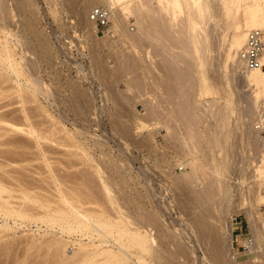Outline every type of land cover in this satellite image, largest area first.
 Instances as JSON below:
<instances>
[{
    "label": "rangeland",
    "instance_id": "rangeland-1",
    "mask_svg": "<svg viewBox=\"0 0 264 264\" xmlns=\"http://www.w3.org/2000/svg\"><path fill=\"white\" fill-rule=\"evenodd\" d=\"M210 1H211L210 9L206 14L207 17H204V18L202 17L203 20L202 18L198 19V21L201 19L200 20L201 22L199 21L200 23H198V29H199L198 37H200L198 40H201V41L202 39L203 41L205 40L204 43L203 42H201V44L198 43L199 48H201L199 52L203 51L202 52L203 54L202 53H199V54L201 55L202 59L205 58L206 64H205L204 69H205L207 78L209 80L208 82H210V85H207V87H205V89L207 88V91H205L204 92L205 94H202V95L199 94V91H200L199 89L201 87L200 86L201 79L199 78V72H198L199 63L197 62L196 59L192 58L191 52H193L192 54H194V49H192V47L189 46L190 44L189 40L187 36L183 34V32L180 31L181 25L179 24L178 25L176 24V26L174 27V30L172 31L173 34L171 33L170 35L171 37H169L170 39L167 40L164 38V35H162V33L160 34L159 32H156L158 34L155 33L150 36L148 34H145L146 29H147L146 27H147L149 20L147 19L144 20L141 18L140 20L141 21L143 20V21L139 24L136 21L137 20L136 17L138 15L135 16V14L130 15L125 23L118 26L117 30L113 28L114 22L112 19H110V23L106 28H99L96 26L94 22H92L90 25L85 22H81L82 21L81 19L83 18V20H85V17L89 14V11L91 10V8L94 5H96L94 3L92 4L91 3L92 1L90 2L89 0H3L2 1L3 7L5 9H9V12H10V17L8 18L9 21L7 20V22L10 24L9 26L11 27V29L15 27V29L21 31V33L19 34L20 36H22L20 37L22 39V45L21 47L19 46L18 48L17 57H19L20 53L21 54L24 53V56L27 58L29 57L31 58L32 56L30 55L34 56V58L33 57L31 58L34 60V63L32 60L34 68H32V65L30 64L31 60L28 61V63L26 62L27 65L26 63L24 65L25 67L28 66L29 68L30 67L32 68L33 75H36L42 80L44 87H43V92L38 94V97L36 100H32V98L29 97V94L27 95L26 93H24L25 96H23V98H25V100H22L23 98L21 96L20 97L21 102L20 101L18 102L17 101L18 98L17 96H15L17 94H13L14 93L13 90H15V93H16V89L14 86L15 83H12L13 81L11 82V80L7 79V81L13 84V88H11L12 87V84H11L9 85L10 86V89H9V88H6V84H8L9 82H6V80L5 82L2 81L0 84L2 85L0 86V91H1L0 92V108H1L0 112H6L7 111L6 109L9 108L10 112L12 113L15 109L19 108L15 110V112L11 114V116L9 114L10 119L11 117H13L14 119L15 116L18 115L14 121L19 122L18 120L20 118V115H22L20 113L22 112L20 111V109L26 107L28 117L24 118V120L21 119L22 122L18 124L23 123L25 127H28L27 124H30L35 128V130L37 129L41 133L43 132L42 133L43 135L46 134L45 136H48V137L51 136V138L49 137L48 139L46 138H39V139L36 138L35 139V137L30 136V134L29 135L20 134L21 132L19 133L15 132L14 134L13 133L14 131H11L8 133V131L6 130H3V129L0 130V133H1L0 135V141H1L0 142V150H1L0 152V162H1L0 163V173H1L0 178L3 177L5 180L4 182L2 181L3 178L0 179L1 181L0 183L1 185L3 184L4 187L6 186V188L10 189V193L8 192L9 190L7 191V193L13 196L14 199L11 196L10 198L11 201H14L16 199L14 204L20 203L21 205L24 203L25 205L28 204L29 206L30 205L32 206L33 204L32 206L33 208L35 205V208L38 209V210L36 209L37 213L39 212V209H41L38 215L35 214V216L37 215V217H39L40 213L44 209V207L42 208V206L40 205V202L41 204L47 203L48 205V203L52 202L53 200L52 198H55L58 196V192H56L57 190L55 189L57 186H55V184L58 185L59 182L57 183V181H59V179L64 177L61 179L63 181L60 180L62 183L61 182L59 183L60 186L61 184L63 185L62 188L64 190L65 189L70 190L72 187H69V186L70 185L73 186V183L76 186H78L79 184L78 187H81L80 185L83 183L81 188H84L85 186L84 189L87 190V191L85 190L86 191L85 194L88 193V196L86 195L87 200H88V197L92 196L93 194L96 196V198L100 196L97 199L98 201L95 200L96 199L95 197H94V201L91 200L93 202V204H91L92 206H95V208L97 207L101 209V206L99 205L103 203L101 205L105 204L106 207H109L106 204L107 202H105L106 197L104 196L103 193L102 195L104 197H102L101 195V192L104 191L102 184H101L102 183L101 176L103 175L105 178V174H106V177L109 176L111 173L113 174V171L109 167V162L111 163V161L113 162L117 160L116 161L117 164L120 161V163H123V165L121 164L122 167H120L121 169L119 168V172L117 173L118 175L115 174L116 175L115 176L113 174V176L116 179H114V181H111L110 179V181L113 184L112 185L110 183V186L111 187L113 186V195L117 196L115 198H116V203L118 207L121 208L122 210L125 209V211L126 210L128 211L130 209V212H131V207L134 205L133 206L134 208L132 209V210L135 209L134 215L137 212L141 211L139 207L141 209L144 207V209L151 211L153 214H156V215L158 214V217H159L158 220L161 221V224L154 222L153 225L155 228L153 227V225H152L153 228L150 226V229L152 230L151 231L152 234L153 235L155 234L154 236L160 237L161 235H164L163 233L164 231L165 232L167 231L168 234H173L171 236L177 235L176 239H174L175 240L174 243L178 240H181V241L185 240L184 242L182 241L184 244L189 243L190 246L192 244L193 245L195 244L194 245L195 247L198 246L197 247L198 250L196 249L195 251L197 255H195V253H190L191 256L190 258L185 260L186 262L184 261V259H182L183 257H180L181 261L183 260L184 263L186 264L188 263L189 264H214L216 263L217 260L215 258H217L218 256L217 257L214 256V259L216 261L214 259L213 260L215 262L211 261L210 259L211 257L213 258V255L215 254L210 253L212 251H210L211 249L208 248L209 246L207 245L208 244L207 239L209 237L206 234L205 235L207 237L206 236L203 237L202 235L203 238L202 237L200 238L201 240L200 243L196 242L197 238H195L196 237L195 232L192 229L193 225H190L191 223L189 224L190 220H188V218L190 216L192 217V215L194 216V214L196 215L199 214V212L201 211L199 209L200 205H199V208L197 207L198 209L191 210L190 208L191 206H189L190 204L187 200H184L185 202H187V204L185 205L184 201H182L183 202L182 203L181 201H178L177 199L179 197V199L183 200V198H188L190 196L189 199H192V202H193L195 199L194 197L196 195L195 189L197 191H202L203 189L204 190L209 189L210 191L213 192L214 189L216 191V189L218 188L217 192L212 193L216 199L212 197V199H210L209 201V200H205L200 197L201 200H203V202L201 203L197 202V204L202 205L201 209L203 213L200 212V214H207V213H204V211H206V209L204 210V206H203L204 202L206 206L210 205L208 206L210 213L209 215L208 214L205 215L206 216L205 218L207 219L209 218L208 219L209 225L210 226L213 225L212 227H215L217 229L215 233H217L218 237L221 236L219 239V242L222 245L221 252H223V249H224V252L221 253L218 259L219 260L221 259L223 264H264V231H263L264 224L262 223V221H264V177L258 178L257 174L255 173L256 167H253L255 166L254 163L256 164V160L257 159L259 160L260 153L263 150V146L260 143L264 144V123L261 122V121L264 122V104H263L264 102L262 103L264 98L263 97L260 98L258 103L255 102L254 98H252L254 97L253 96L254 94L253 93L251 94L254 88H252L251 85L247 86V84H245L244 81L240 79V76L237 74V72H234V69L232 67V63L230 62V60H228L229 62L228 64H226L227 63V61H225L227 60L226 53L230 49L229 48L230 39L233 33V30L230 25L231 23H229L230 18H228L227 15L222 11L223 8H221V5L220 7L218 6L219 5L218 2H215L214 0H210ZM100 4L105 5V0H102ZM155 5L156 4L153 3V6ZM181 15L184 16L183 13ZM0 19H1V15H0ZM2 21L3 19L0 20V24H3ZM142 24H143V28L145 26L146 29L144 28V30H142L143 29L141 28ZM124 33H134V34L144 33V34L143 36L142 34L141 35L139 34L138 38L142 36L139 38V41L138 39H134L133 37L131 38H133L134 40L131 39L132 41H130V38L128 39ZM159 34H160V37H159ZM156 36L157 38H155ZM172 38L174 40L173 41L174 44L176 43L177 45L176 44L175 46L172 45L173 44L171 40ZM205 45L207 46V48ZM188 50L190 51L188 52ZM122 53H123V57H122ZM96 54L97 55L100 54L98 55L97 60L95 59L97 57ZM209 55H211L212 57ZM118 56H119V59H118ZM94 59L97 61V64ZM122 59H124L123 61L125 60H127V62L129 61L130 64L127 63L128 65L127 64L124 65V63L120 62V60ZM171 60L174 64L171 62ZM184 60H185V63L183 62ZM134 61L137 63H134ZM187 61H190L191 63ZM131 63H134V64H131ZM175 63L178 67L175 65ZM219 63L220 65H218ZM81 64L83 66L82 67L83 69L80 67ZM106 64L107 65L109 64L110 66L109 65L106 66ZM135 64L136 66L138 65L139 67H135V70H134L133 66H135ZM117 65L119 66V69ZM129 65L131 66L133 65L132 67H130V69L132 68L131 71L134 70L135 71L134 73L133 71L131 72L130 69L128 68ZM169 65L171 66L169 67ZM104 66L111 69L110 71H112L113 67L115 68L117 67L118 70L114 68L115 71H113V73L114 74L121 73L120 75H124L123 70L125 68H128V69L127 70L125 69L126 75L124 76L119 77L120 75L117 76L116 74L115 75L116 77L108 76L107 78V76L105 77L104 75V69H103ZM123 66H125V68ZM184 66H185V69H184ZM140 67H142V69ZM178 69L179 70L181 69V70L179 71ZM188 69H189V72H188ZM119 70L122 72H119ZM175 70H176V73H175ZM127 78L129 81L131 80L130 83H133V82L134 83L133 84L129 83L130 86H128L129 84L127 83L128 81ZM139 78L140 79L142 78L141 81H139V83L142 82V84L138 83L139 84L138 85L136 82H138ZM190 81H192L193 83ZM98 83L101 86L97 85ZM75 87L77 91L75 90ZM136 87L141 88V90L139 89L138 91H136L137 90ZM183 88H186V89L184 90ZM210 88L212 90H210ZM95 89H97V91ZM131 89H134V90H131ZM208 89L210 90L209 92L210 94H208V91H209ZM79 90L80 91L84 90L83 91L84 93L82 91L81 92L83 94H81V92L79 93ZM139 91L142 93H140ZM137 93H140V94H137ZM13 95L16 97V99ZM230 97H232V101H234L233 109L235 111H233L232 113L233 115H230V117L233 116L230 118V120H232L233 118L234 119L232 120L233 123L231 121L232 124L228 125V127L229 126L230 127L227 128L228 131L226 133L227 134L226 139L228 140L231 139L230 140L231 142L227 140V143H228L227 147L229 146L232 147V150L229 147L231 150L230 153H231V156H233L232 159L234 158L233 160L235 161L233 164L234 166L232 167L233 170H230V173L227 175L228 179L227 178L224 179V177L221 178V181L223 182V183L221 182V184L223 185L225 183L227 184V186L226 185H224L225 187L223 186L224 189L222 190L221 187H217L219 185H217L218 181L215 178L214 174L213 173L207 174L210 171L212 172V167H210L211 159L209 158L210 155H212V151H211L212 146H211V141L209 142V139L207 138L205 133L208 132L207 131L208 126H212V128L214 129L213 125L215 126V119L213 117L211 118V116L209 117L207 116L208 118L207 117L205 118L204 115H201L198 113L199 112L198 109L203 107V106H200L202 102L206 104L207 102L215 103L217 101V103L222 102L223 104H225L226 98H230ZM15 100L18 103H15L16 102ZM78 100L80 102H78ZM8 101H10L9 105L11 104V102L13 103L9 107L7 104ZM22 101L23 103L25 101L24 103L25 107L24 106L21 107V104H23ZM190 102L192 105L190 104ZM4 103L7 105H5ZM180 105L182 109L178 107ZM185 105L188 107V109L187 107H185ZM251 107H254L255 109L254 108L252 109ZM11 108H13V111ZM180 109L182 111H180ZM18 110L20 112H18ZM184 110H185V113H183ZM191 111L193 113L191 114L193 117L195 116L196 118L197 116V119L193 120V122L194 121H197V122L192 123V120H190L192 124L188 121L190 118L192 119L191 115H189ZM255 111H258V112L261 111L262 113L261 112L259 113L262 114L263 116L262 115H261L262 117L259 116L260 114L258 112L254 113ZM186 113L187 115L190 116L189 118L186 115ZM96 114L98 116H96ZM258 116L260 117L259 118L260 120L258 119ZM100 117H101L102 122L100 120ZM21 118L23 117L21 116ZM201 119H203L204 121L203 120L201 121ZM166 121L170 123L168 124ZM186 121L190 123V124H187V126H186ZM122 122L128 124L127 126H130L131 130L128 134H126L123 130H121L122 127H124ZM165 123L169 126L173 125L174 130L170 126L171 132L168 133ZM209 123L213 125H209ZM58 127H59V130H58ZM104 128H106V130ZM64 130L68 131L69 135H66ZM185 130L186 132H184ZM48 132L50 135L48 134ZM50 132L51 133L53 132V134L55 132V134L53 135ZM2 133L8 134V135H5V134L2 135ZM10 133H13V134H10ZM113 133L115 135H113ZM16 134H18L19 136ZM189 134L190 136L192 135L193 136L190 137ZM15 135L18 136V138ZM65 135L67 136V138ZM68 136L70 138H68ZM9 137L13 139V142H14V137H15V142L12 143L11 142L12 140L9 139ZM31 137L35 140H33ZM183 137L185 140L190 141L191 139L190 142L194 143L195 144L194 146L196 147L195 152L197 154L201 153L200 155L198 154L199 157L201 155L203 156L204 154L203 158L202 159L200 158L201 160L204 159L203 160L204 163L202 161L200 162L204 165L203 166L201 164L203 168L205 167L204 168L205 170L201 167L203 169V171L201 170L202 171L201 174L203 175L200 176L199 175L200 172H199L198 180H196L197 184H196V181H194L195 185H192V186H190L191 184L189 185V183H188L189 185L188 186L187 182L182 180V178H185V177L187 178L188 176L185 173L191 169L190 166L188 165V162H190L192 159L190 158L191 157L190 154L186 155L188 150H186L187 147L183 145L185 143L183 142L184 141ZM118 138H120V140ZM54 139L56 140L54 141ZM5 140L6 142H4ZM9 140L11 141L9 142ZM38 140L41 141L42 149L39 144L40 142ZM44 140H46L47 142ZM42 141H44L43 144H42ZM60 142H63L64 144ZM35 144L40 147L38 146L36 147ZM9 146L10 148H7ZM44 146L45 147L47 146L46 149ZM18 148L20 149V152H17V150H19ZM183 148H184V151H183ZM185 150H186V153H185ZM208 152H209V156L207 155ZM5 155L7 156V158L5 157ZM112 156L114 158H111ZM251 156H253V159ZM115 157H117V159H115ZM248 157H249L250 163H249ZM241 159L244 161L243 166L245 165V168L241 166L242 165ZM245 160H246V163L248 162L249 164L248 163L245 164ZM252 161L254 163H252ZM3 162H4V165H3ZM8 164H10L11 166ZM237 164H238V167H237ZM249 165H251L253 168L251 166L249 167ZM118 166H120V164ZM235 166L238 169V171L236 170ZM97 168L100 169V171L102 170V174L100 173V171H98ZM243 168L246 171L248 170L249 172L248 171L247 172L249 174ZM241 169H243L244 171ZM251 169L253 170L251 171ZM239 170H241V173ZM204 171L206 173H203ZM50 172L53 174H51ZM251 172L255 173L256 175L255 174L253 175V173L251 174ZM4 173L6 174L4 175ZM119 173L121 174V176L124 174L125 175L124 177L128 179L120 177ZM244 173L245 174L247 173V174L245 175ZM204 174L207 176H205ZM240 174H242L241 177H240ZM250 174L253 175V177ZM248 175L250 177H248ZM175 176H180L181 179H177L175 178ZM242 176L246 177V179L245 180L242 179L243 178ZM53 177L55 178V181H56V178H58L56 183L54 182ZM118 177L121 178V179L119 178V181L121 182L118 181ZM143 177L145 179H143ZM97 178H98V181H96ZM65 179H67L68 184L66 183ZM223 179L225 180V182ZM75 180L77 182H75ZM206 180L207 182L204 183V181ZM37 181H40V182L37 183ZM20 182L22 184L20 185L23 188L26 185L24 188L25 189L24 192H26L27 190L29 191L31 189L32 191L31 190L29 191L30 194L34 192V193H37L40 197L37 194H32L31 196L37 195V198L38 200L40 199L39 200L40 202L38 201L37 203L36 202L34 203L32 200L31 201L29 200L32 203V204H29L30 202L28 201H27L28 203L26 201H22L20 198V195L22 196L20 192L22 189V187L19 185ZM33 185H36L37 187ZM203 185L205 186V188L203 187ZM27 186H28V189H27ZM39 186H42V187H39ZM53 186L55 187L53 188ZM183 186H185L186 188ZM43 188L44 189L46 188L45 189L46 191L43 190ZM123 188H126V189H123ZM192 188H195V189L193 190ZM181 189H185V190H181ZM51 190H52V193H50ZM192 190L194 192H192ZM219 190L221 193L219 192ZM90 191L92 192V194ZM43 193H45V195ZM55 193L57 196L54 197ZM157 193H160V194H157ZM190 193L191 194L195 193V194L191 195ZM129 197L131 199V202L134 201L135 199L136 200L133 202L134 204L130 203L131 205L128 206L127 204H125L124 199L127 198L128 200ZM47 198L51 200H48ZM84 198L85 196L83 197L82 200L86 201L85 200L86 198L85 199ZM91 198L93 199V197H90V199ZM226 199L228 200V202ZM54 200H56V198ZM201 200H199V202ZM243 201L245 203H243ZM54 202L55 201L52 202V204H54L52 206H55L56 202L55 203ZM177 202H180L182 204H178ZM105 205L104 207L102 206V208H104V210L111 209L109 213L111 214V212H113L112 217H116L114 216L115 211H113L112 206L106 209ZM182 205L184 207H182ZM137 206L139 207L136 208ZM157 207H159V210H157L158 209ZM177 207L179 208L177 209ZM188 207L190 208L189 212L192 211L190 212L192 214L188 215L187 217L188 212L186 210H188L187 209ZM251 209L253 211H251ZM255 210L257 211L256 215L254 213ZM33 211H35V209ZM115 214L117 215L116 212ZM132 215H133V212H132ZM255 216H257L256 219L254 218ZM191 217L189 219H191ZM13 218L14 217L5 219L3 215H0V236H1L0 237V255H1L0 264H11V262L13 264H18V262H20L19 264H39V263L40 264H46V263H49V264L56 263L57 264V262H54V259H53L54 257L52 255L53 253L52 254L50 253L54 249L51 243H53L55 240H59V241L62 240L63 242L65 241L67 242L65 243L66 245L65 255H69L70 257L73 256L74 252L78 250L77 248L79 247L80 242L81 243L84 242V244L85 242L89 243L88 241L89 239L86 237H81L80 235L77 236L74 234L73 235H69V234L63 235V233H61L59 230L45 225V223L40 222V220L36 221L32 219L33 221L27 220L24 222H20V220L16 221L15 220L16 218L14 219ZM174 218H176V220ZM254 219L258 221L259 223L258 222L256 223ZM251 221L253 222V226L251 225ZM186 222L189 225H186L187 224ZM166 223H168L169 225ZM4 224L5 225L7 224L9 228H5L6 229L5 230L2 226ZM165 224L166 226L164 229ZM254 224H257L256 225L257 227ZM259 225L262 227H260ZM157 226L162 227V228H158ZM170 227L173 229L171 230ZM175 227H177L178 229L177 228L175 229ZM252 227L256 228V229L254 228L255 231L253 230ZM157 228L161 231L157 230ZM166 228L169 231L166 230ZM176 231L177 232L181 231L182 233L181 237H179ZM253 231L255 233L257 232L256 234H258V236L256 237H258V241H257V238L254 239L255 238L254 235L256 234ZM182 235L185 238L184 237L182 238ZM162 237L163 236H161L159 239L157 238L158 243L161 242ZM248 237H250L251 239H254V246H256L254 247V250L252 253H248V248L243 247V243L245 246V241H246V238ZM204 238H206V241L204 240ZM73 240L75 241L73 242ZM166 240L163 239L162 241H166ZM76 242H79V244ZM195 242L197 244L199 243L200 246H202L201 244H203V246L199 247V244L197 245ZM255 242H257L259 245L255 244ZM173 247H171L172 248L171 250H174ZM205 250H207V253ZM17 251L20 253H18ZM11 252L14 253L15 255L12 254L11 256L10 255ZM205 255L207 257H204ZM43 261H47V262L43 263ZM218 261H217V264L220 263Z\"/></svg>",
    "mask_w": 264,
    "mask_h": 264
},
{
    "label": "bare ground",
    "instance_id": "bare-ground-1",
    "mask_svg": "<svg viewBox=\"0 0 264 264\" xmlns=\"http://www.w3.org/2000/svg\"><path fill=\"white\" fill-rule=\"evenodd\" d=\"M2 1L3 0H0V15H1V19H3V24H0V84H1V82L2 81H4L5 82V80H6V82H9V81H7V79L8 80H11V82L12 83H15L14 84V86H15V89H16V93H15V90H13V94H17V95H15V96H17V101L19 102H21V100H20V97L22 96V98H23V96H25V94L24 93H26L27 95L29 94V97L30 98H32V100H36L37 99V97H38V94H40V93H42L43 92V83H42V80L39 78V77H37L36 75H33V70H32V68H34L33 67V63H34V60L33 59H31L32 57L34 58V56L33 55H30V56H32L31 58L29 57V58H27V57H25L24 56V53L23 54H19V57H17V55H18V48H19V46L21 47V45H22V39L20 38V37H22V36H20V34L19 33H21V31L20 30H17V29H15V27L14 28H12L11 29V27L9 26L10 24L7 22V20H8V18L10 17V12H9V9H5L4 7H3V3H2ZM92 4L94 3V4H96V5H92L93 7H95V6H97V5H101L100 3H101V1L102 0H89ZM215 2H218L219 3V7H220V5H221V8H223V12L227 15V17L228 18H230V22L229 23H231L230 25H231V28H232V30H233V33H232V36H231V39H230V49L227 51V53H226V59L227 60H225V61H227V63L226 64H228V60H230V62L232 63V67H233V69H234V72H237V74L240 76V79H242L243 81H244V83L245 84H247V86L248 85H251V87L252 88H254V90L251 92V94L253 93L254 95V97H252V98H254V101L255 102H257L258 103V101H259V99L260 98H264V49H263V53H262V56H261V65L258 67V68H255V69H248V68H246L245 66H244V64H243V61L240 59V55H239V52L242 50V48H243V46H244V44H245V42H246V39H247V34H248V32L250 31V30H253V29H259V30H263L264 31V0H214ZM88 2V1H87ZM210 0H105V5L104 6H107L109 9H110V19H112L113 20V22H114V25H113V28L115 29V30H117L118 29V26L119 25H122L123 23H125L126 22V20L128 19V17L130 16V15H133V14H135V16L136 15H138L136 18H137V23H141L142 21L140 20L141 18L142 19H147V20H149V22H148V24H147V29L145 28V26H144V28L146 29V33L145 34H148L149 36L150 35H152V34H155L156 32H159L160 34L162 33V35H164V38L165 39H167V40H169L170 38L169 37H171L170 35H171V33H172V31L174 30V27L176 26V24L178 25H181V32H183V34H185L186 36H187V38H188V40H189V46H191L192 47V49H194V54H192L193 52H191V55H192V58L193 59H196L197 60V62L199 63V78L201 79V87H200V91H199V94L200 95H202V94H205L204 92L205 91H207V88L205 89V87H207V85H210V82H208L209 80H208V78H207V75H206V73H205V64H206V61H205V58L204 59H202V57H201V55L199 54V53H202V52H199L200 51V49L201 48H199V44L198 43H200L201 44V42H203L204 43V41H203V39H202V41L201 40H198L200 37H198L199 35H198V23H200L201 21V19L198 21V19L199 18H204V17H207L206 16V14H207V12L209 11V9H210ZM103 3H104V1H103ZM102 3V4H103ZM153 3H155L156 5L155 6H153ZM88 4V3H87ZM89 5V4H88ZM92 7V8H93ZM183 13V15L184 16H182L181 14ZM140 16V17H139ZM139 17V18H138ZM80 18H81V16H80ZM203 18H202V20H203ZM0 19V20H1ZM140 21H139V20ZM82 21L81 22H85V23H87V24H91L93 21H91L90 20V17H89V14L85 17V20H83V18L81 19ZM9 21V20H8ZM203 22H205V21H203ZM84 23V24H85ZM228 23V22H227ZM143 24H144V22H143ZM143 24H142V27L141 28H143ZM206 24V23H205ZM86 25V24H85ZM139 26V25H138ZM203 26V25H202ZM218 26V25H217ZM206 27V26H205ZM224 27V26H223ZM144 28L142 29V30H144ZM220 28V27H219ZM228 28V27H227ZM230 28V29H231ZM88 29V28H87ZM91 29V28H90ZM177 29V28H176ZM201 29H202V27H201ZM203 29H204V27H203ZM202 31V30H201ZM204 31V30H203ZM262 31V33H263V40H264V32ZM92 32V31H91ZM138 32V31H137ZM143 32H145V31H143ZM24 33V32H23ZM22 33V34H23ZM95 33V32H94ZM93 33V34H94ZM201 33V32H200ZM199 33V34H200ZM125 34V36L129 39L130 38V41H132V40H134V39H138V41H139V38L140 37H142L143 36V34L142 33H139L140 35L142 34V36H140L139 38H138V36H139V34L138 33H124ZM156 34H158V33H156ZM160 34H159V37H160ZM173 34V33H172ZM201 35V34H200ZM149 36H148V38H149ZM180 36H182V35H180ZM205 36V35H204ZM25 37H26V35H25ZM131 37H133V38H131ZM154 37V36H153ZM162 37V36H161ZM174 37V36H173ZM185 37V36H184ZM219 37V36H218ZM145 38H147V37H145ZM155 38H157V36L155 37ZM183 38V37H182ZM204 38V37H203ZM221 38V37H220ZM103 39V38H102ZM132 39V40H131ZM162 39V38H161ZM181 39V38H180ZM205 39V38H204ZM14 40H16V41H14ZM172 40V42L174 41L173 40V38L171 39ZM170 40V41H171ZM177 40V39H176ZM102 41V40H101ZM169 41V42H170ZM187 41V40H186ZM225 41H226V39H225ZM129 42V41H128ZM135 42H136V40H135ZM33 43V42H32ZM131 43H133V42H131ZM165 43V42H164ZM171 43V42H170ZM169 43V44H170ZM185 43V42H184ZM208 43H209V41H208ZM208 43H207V45H208ZM221 43H222V41H221ZM136 44V43H135ZM176 44V43H175ZM175 44H174V42H173V44L172 45H174L175 46ZM188 44V43H187ZM112 45V44H111ZM168 45V44H167ZM177 45V44H176ZM185 45V44H184ZM204 45V44H203ZM210 45V44H209ZM170 46V45H169ZM201 46V45H200ZM206 46V45H205ZM167 47V46H166ZM190 47V48H191ZM209 47V46H208ZM168 48V47H167ZM183 48H185V47H183ZM189 48V49H190ZM206 48H207V46H206ZM110 49V48H109ZM169 49V48H168ZM165 50H167V49H165ZM184 50V49H183ZM203 50V49H202ZM206 50V49H205ZM111 51H113V50H111ZM110 51V52H111ZM190 50H188V52H189ZM167 52V51H166ZM176 52V51H175ZM92 53V52H91ZM116 53V52H115ZM147 53V52H146ZM93 54V53H92ZM92 54H91V56H92ZM168 54H169V52H168ZM172 54V53H171ZM203 54V53H202ZM210 54V53H209ZM97 55V54H96ZM98 55H100V54H98ZM98 55H97V57L95 58L96 60L98 59ZM112 55V54H111ZM116 55V54H115ZM119 55V54H118ZM134 55V54H133ZM147 55V54H146ZM84 56V55H83ZM126 56V55H125ZM177 56V55H176ZM175 56V57H176ZM208 56V55H207ZM209 56H211V55H209ZM103 57V56H102ZM122 57H123V53H122ZM129 57V56H128ZM146 57V56H145ZM172 57H173V55H172ZM204 57V56H203ZM212 57V56H211ZM89 58V57H88ZM127 58V57H126ZM165 58V57H164ZM177 58H179V57H177ZM207 58V57H206ZM94 59V60H95ZM102 59V58H101ZM100 59V60H101ZM118 59H119V56H118ZM125 59V58H124ZM124 59H122V60H120V62H122V63H124V65L125 64H130L129 63V61L127 62V60H125V61H123ZM174 59V58H173ZM172 59V60H173ZM183 59V58H182ZM31 60V65H32V68L30 67H28V66H26L25 67V63L27 62L28 63V61H30ZM32 60H33V63H32ZM95 60V61H96ZM139 60V59H138ZM172 60H171V62H172ZM175 60H176V58H175ZM180 60V59H179ZM103 61V60H102ZM140 61V60H139ZM167 61V60H166ZM169 61V60H168ZM208 61V60H207ZM175 62V61H174ZM179 62V61H178ZM181 62V61H180ZM184 63H185V60L183 61ZM187 62H189V63H191L190 61H187ZM27 63H26V65H27ZM134 63H137V62H135L134 61ZM134 63H131V64H134ZM143 63V62H142ZM173 63V62H172ZM182 63V62H181ZM180 63V64H181ZM188 63V64H189ZM195 63V62H194ZM221 63H222V61H221ZM96 64H97V61H96ZM120 64V63H119ZM127 64V65H128ZM144 64V63H143ZM146 64V63H145ZM174 64V63H173ZM179 64V65H180ZM208 64H209V62H208ZM225 64V65H226ZM99 65V64H98ZM109 65V64H108ZM107 64H106V66H108ZM121 65H123V64H121ZM127 65H126V67H127ZM140 65V64H139ZM142 65V64H141ZM175 65H176V63H175ZM190 65V64H189ZM218 65H220V63L218 64ZM97 66V65H96ZM101 66V65H100ZM106 66H104L103 67V69H104V75H105V77L107 76V78H108V76H114V77H116L115 75L117 74V73H113V71H115V69H117V67L115 68V67H113L112 68V71H110L111 69H109L108 67H106ZM110 66V65H109ZM113 66V65H112ZM118 66V65H117ZM133 66V65H132ZM131 65H129L128 66V68L130 69V67H132ZM145 66H147V65H145ZM144 66V67H145ZM171 65H169V67H170ZM177 66V65H176ZM188 66V65H187ZM186 66V67H187ZM81 68L83 67L82 66V64H81V66H80ZM124 68H125V66H123ZM134 67V70H135V67H139L138 65L136 66V64H135V66H133ZM168 67V66H167ZM173 67V66H172ZM178 67V66H177ZM177 67H175V68H177ZM180 67V66H179ZM191 67V66H190ZM27 68H28V70H27ZM98 68V67H97ZM102 68V67H101ZM115 68V69H114ZM120 68H122V67H120ZM124 68H122V69H124ZM128 68H125L126 70L128 69ZM141 69H142V67H140ZM147 68V67H146ZM193 68V67H192ZM221 68V67H220ZM83 69V68H82ZM114 69V70H113ZM118 69H119V66H118ZM117 69V70H118ZM122 69H120V70H122ZM123 70V74L124 75H126L125 73H126V70ZM132 69V68H131ZM131 69H130V71H131ZM138 69V68H137ZM145 69V68H144ZM163 69V68H162ZM170 69H172V68H170ZM182 69V68H181ZM180 69V70H181ZM184 69H185V66H184ZM190 69V68H189ZM189 69H188V72H189ZM197 69V68H196ZM119 70V72H122V71H120ZM134 70H132L133 71V73L135 72ZM172 70H174V69H172ZM179 70V69H178ZM179 70V71H180ZM129 71V70H128ZM129 71V72H130ZM131 71V72H132ZM145 71H147V70H145ZM150 71V70H149ZM187 71V70H186ZM185 71V72H186ZM196 71V70H195ZM97 72H98V70H97ZM116 72H118V71H116ZM175 73H176V70H175ZM182 73V72H181ZM191 73V72H190ZM114 74V75H113ZM121 74V73H120ZM120 74H117V76H119ZM185 74V73H184ZM226 74V73H225ZM124 75H120L119 77H121V76H124ZM129 76V75H128ZM184 77V76H183ZM188 77V76H187ZM86 78V77H85ZM118 78V77H117ZM138 78V77H137ZM136 78V79H137ZM186 78V77H185ZM191 78V77H190ZM1 79H3V80H1ZM133 79H135V78H133ZM142 79V78H141ZM141 79L139 78L138 79V82H136L137 84L139 83V81H141ZM182 79V78H181ZM192 79H194V78H192ZM197 79V78H196ZM211 79V78H210ZM96 80V79H95ZM111 80V79H110ZM127 80H128V78H127ZM184 80V79H183ZM182 80V81H183ZM85 81V80H84ZM129 81V80H128ZM127 81V83L129 84L130 82H131V80L128 82ZM179 81H180V79H179ZM211 81V80H210ZM190 82H192V81H190ZM10 83V82H9ZM6 84V88H9L10 89V86L9 85H11L12 83H10V84ZM71 83V82H70ZM97 83V82H96ZM134 83V82H133ZM133 83H130V84H133ZM144 83V82H143ZM182 83H184V82H182ZM189 83V82H188ZM193 83V82H192ZM213 83V82H212ZM130 84L128 85V86H130ZM139 84H142V82L141 83H139ZM138 84V85H139ZM72 85V84H71ZM97 85H99V86H101L99 83L97 84ZM137 85V86H138ZM184 85V84H183ZM244 85V84H243ZM242 85V86H243ZM0 86H2V85H0ZM74 86V85H73ZM98 86V87H99ZM131 86H133V85H131ZM143 86V85H142ZM180 86H181V84H180ZM187 86V85H186ZM191 86V85H190ZM197 86V85H196ZM203 86V87H202ZM246 86V85H245ZM189 87V86H188ZM251 87H250V89H251ZM11 88H13V84H12V87ZM100 88V87H99ZM137 88V87H136ZM193 88V87H192ZM228 88V87H227ZM85 89V88H84ZM141 90V88H137V90L136 91H138V90ZM184 90L186 89V88H183ZM218 89H219V87H218ZM12 90V89H11ZM75 90L77 91V89H76V87H75ZM96 91H97V89H95ZM99 90V89H98ZM131 90H134V89H131ZM130 90V91H131ZM190 90V89H189ZM209 90V89H208ZM210 90H212L211 88H210ZM210 90L208 91V94H210L209 92H210ZM82 92L84 91V90H81ZM80 90H79V93L81 92ZM116 91H118V90H116ZM142 91H144V90H142ZM197 91V90H196ZM195 91V92H196ZM1 92V91H0ZM81 92V94H83ZM140 92V91H139ZM186 92H187V90H186ZM190 92V91H189ZM99 93V92H98ZM134 93H135V91H134ZM140 93H142V92H140ZM140 93H137V94H140ZM85 94H86V92H85ZM100 94V93H99ZM110 94H111V92H110ZM115 94V93H114ZM136 94V95H137ZM190 94V93H189ZM18 95H19V97H18ZM97 95V94H96ZM193 95V94H192ZM207 95V94H206ZM14 96V95H13ZM14 96V97H15ZM84 96V95H83ZM82 96V97H83ZM86 96H88V95H86ZM198 96V95H197ZM229 97V96H228ZM12 98V97H11ZM88 98V97H87ZM1 99H2V97H1ZM15 99H16V97H15ZM97 99V98H96ZM95 99V100H96ZM194 99V98H193ZM200 99V98H199ZM22 100H25V98H23ZM196 100V99H195ZM7 101V100H6ZM10 101H12V100H10ZM10 101H8L7 102V104H8V107L11 105V104H13L12 102H11V104L9 105V103H10ZM16 101V100H15ZM15 102V103H18V102ZM252 101V100H251ZM3 102V101H2ZM78 102H80L79 100H78ZM189 102V101H188ZM234 101H232V97H230V98H226V103L225 104H223L222 102H220V103H217V101L214 103V102H207L206 104H204L203 102L200 104V106H203L202 108H199L198 109V113L199 114H201V115H204L205 116V118L208 116H211V118L213 117L214 119H215V126L213 125V124H211V123H209V125H213V127H214V129L212 128V126H208V132H206L205 134H206V136H207V138L209 139V142L211 141V146H212V148H211V151H212V155H210V159H211V165H210V167H212V172L210 171L209 173H207V174H210V173H213L214 174V176H215V178L217 179V181H218V184L217 185H219V186H217V187H221L222 188V190L224 189L223 188V186L224 185H226L227 186V184L225 183L224 185L223 184H221V178L222 177H224V179L225 178H227L228 179V177H227V175L230 173V170H233V164H234V161L235 160H233L232 159V157L233 156H231V153H230V151L232 150V147H230L231 148V150H230V148L229 147H227V140L228 139H226V133H227V128H229L228 127V125L230 124H232L233 123V119L232 120H230V118L231 117H233V116H231L230 117V115H233L232 113H233V111H235L234 109H233V103ZM264 102V99H263V101H262V103ZM6 103V102H5ZM4 103V104H5ZM22 103H23V101H22ZM24 103H25V101H24ZM24 103L23 104H21V107H23L24 106ZM252 103V102H251ZM7 104H5V105H7ZM98 104V103H97ZM190 104H191V102H190ZM264 104V103H263ZM19 105V104H18ZM88 105V104H87ZM189 105V104H188ZM192 105V104H191ZM256 105V104H255ZM254 105V106H255ZM261 105V104H260ZM2 106V105H1ZM20 106V105H19ZM80 106V105H79ZM190 106V105H189ZM6 107V106H5ZM25 107V106H24ZM78 107V106H77ZM178 107H180L181 108V105L180 106H178ZM185 107H187L186 105H185ZM193 107V106H192ZM259 107V106H258ZM17 108V107H16ZM98 108V107H97ZM252 109L254 108V107H251ZM260 108V107H259ZM262 108V107H261ZM1 109V108H0ZM5 109V108H4ZM12 109V111H13V108H11ZM15 109V108H14ZM17 109H19V108H17ZM17 109H15V110H17ZM182 109V108H181ZM180 109V111H182ZM187 109H188V107H187ZM186 109V110H187ZM189 109H191V108H189ZM255 109V108H254ZM7 111L6 112H0V130H6V131H8V133L9 132H11V131H14L13 133L15 134V132H21L20 134H30V136H34L35 137V139L37 138V139H39V138H46V139H48L49 137L51 138V136H45L46 134H42L40 131H38L37 129L35 130V128L32 126V125H30V124H27V126L28 127H25L24 126V124L22 123V124H18V123H21L22 122V120H24V118H27L28 117V114H27V108L25 107V108H21L20 109V111H22V112H20L19 110H18V112H20L22 115H20V118H19V120H18V118H17V120L19 121V122H17V121H14L15 119H16V117L18 116H15V118L13 119V117H11V119H10V116H11V114H13L14 112H15V110L11 113L10 112V109L8 108V109H6ZM9 110V111H8ZM95 110V109H94ZM97 110V109H96ZM241 110V109H240ZM249 110V109H248ZM263 110V109H262ZM261 110V111H262ZM83 111V110H82ZM100 111V110H99ZM189 111V110H188ZM261 111H259V112H261ZM10 112V113H9ZM98 112V111H97ZM236 112H238V111H236ZM241 112V111H240ZM243 112V111H242ZM247 112V111H246ZM256 112H258V111H255L254 113H256ZM258 112V113H259ZM83 113V112H82ZM93 113V112H92ZM180 113V112H179ZM183 113H185V110H184V112ZM182 113V114H183ZM262 113V112H261ZM9 114H10V116H9ZM16 114H17V112H16ZM16 114H14V115H16ZM188 114H189V112H188ZM191 114H193L192 113V111H191V113L189 114V115H191ZM260 114V113H259ZM258 114V115H259ZM168 115V114H167ZM175 115V114H174ZM181 115V114H180ZM186 115H187V113H186ZM189 115H187L188 116V118L190 117ZM198 115V114H197ZM255 115V114H254ZM262 114H260L259 116H261ZM9 116V117H8ZM21 116L23 117V118H21ZM96 116H98L97 114H96ZM171 116V115H170ZM183 116V115H182ZM200 116V115H199ZM249 116V115H248ZM258 116V119L260 118ZM263 116V115H262ZM261 116V117H262ZM191 117H192V119L190 118L189 120H188V118H187V120L191 123V121L190 120H192V123H194V122H197V121H194L193 122V120H196L197 119V116H196V118H195V116L193 117L192 115H191ZM203 117V116H202ZM201 117V118H202ZM207 117V118H208ZM251 117V116H250ZM253 117V116H252ZM257 117V116H256ZM255 117V118H256ZM9 118V119H8ZM194 118V119H193ZM204 118V117H203ZM22 119V120H21ZM167 119V118H166ZM200 119V118H199ZM198 119V120H199ZM100 120H101V117H100ZM203 119H201V121H202ZM209 120V119H208ZM255 120V119H254ZM260 120V119H259ZM263 120V119H262ZM13 121V122H12ZM122 121V120H121ZM168 121V120H167ZM166 121V122H167ZM188 121H186V126H187V124H190V123H188ZM204 121V120H203ZM207 121V120H206ZM205 121V122H206ZM231 121H232V123H231ZM15 122V123H14ZM101 122H102V120H101ZM209 122V121H208ZM262 123H264L263 121H261ZM100 123V122H99ZM168 124L170 123V122H167ZM191 123V124H192ZM202 123V122H201ZM204 123V122H203ZM259 123H260V121H259ZM116 124V123H115ZM122 124L124 125V127H122V129L121 130H123L126 134H128L129 132H130V130H131V128H130V126H127L128 124H126V123H123L122 122ZM166 124V123H165ZM207 125H208V123H207ZM57 126V125H56ZM105 126V125H104ZM122 126V125H121ZM172 128H173V125H170ZM169 125H167L166 124V128H167V132L168 133H170L171 132V127H170ZM185 126V125H184ZM119 127H120V125H119ZM165 127V126H164ZM53 128V127H52ZM55 128V127H54ZM205 128V127H204ZM60 129H61V127H60ZM105 130H106V128H104ZM177 129V128H176ZM199 129H200V127H199ZM207 129V128H206ZM54 130V129H53ZM58 130H59V127H58ZM173 130H174V128H173ZM181 130V129H180ZM189 130V129H188ZM191 130V129H190ZM205 130V129H204ZM57 131V130H56ZM198 131V130H197ZM63 132V131H62ZM64 132L66 133V135H69L68 134V131H65L64 130ZM116 132V131H115ZM132 132V131H131ZM184 132H186V130L184 131ZM195 132V131H194ZM13 133H10V134H13ZM45 133V132H44ZM47 133V132H46ZM51 133V132H50ZM59 133V132H58ZM182 133V132H181ZM200 133V132H199ZM208 133V134H207ZM5 134V133H4ZM3 133H2V135H4ZM48 134H49V132H48ZM51 134H53V132L51 133ZM54 134H55V132H54ZM53 134V135H54ZM63 134V133H62ZM0 135H1V133H0ZM5 135H8V134H5ZM16 135H18V134H16ZM15 135V136H16ZM50 135V134H49ZM65 135V136H66ZM113 135H115L114 133H113ZM113 135H111V136H113ZM19 136V135H18ZM18 136H16L17 138H18ZM97 136V135H96ZM106 136V135H105ZM121 136V135H120ZM119 136V137H120ZM189 136H190V134H189ZM188 136V137H189ZM193 136V135H192ZM192 136H190V137H192ZM205 136V137H206ZM230 136V135H229ZM228 136V137H229ZM61 137V136H60ZM70 137H71V135H70ZM69 136H68V138H70ZM2 138V137H1ZM3 138H4V136H3ZM2 138V139H3ZM20 138V137H19ZM32 138V137H31ZM53 138H54V136H53ZM59 138V137H58ZM66 138H67V136H66ZM66 138H65V140H66ZM103 138V137H102ZM115 138V137H114ZM6 139H8V138H6ZM9 139H11V140H9V142L11 141L12 143H14L15 142V137H14V142H13V139L12 138H10L9 137ZM33 139V138H32ZM35 139H33V140H35ZM112 139V138H111ZM119 140H120V138H118ZM123 139V138H122ZM187 139V138H186ZM202 139H203V137H202ZM4 140V139H3ZM2 140V141H3ZM18 140V139H17ZM16 140V141H17ZM53 140V139H52ZM56 139H54V141H55ZM58 140H60V139H58ZM68 140V139H67ZM118 140V141H119ZM125 140V139H124ZM183 142H185L183 145L185 146V147H187V149L186 150H188L187 151V154L186 155H188V154H190L191 155V157L190 158H192L191 159V161L190 162H188V165L190 166V170L188 171V172H186L185 174H187L188 176H187V178L185 177V178H182V180H184L185 182H187V185H188V183H189V185L190 186H192V185H195V183H194V181H196V180H198V177H199V175L201 176V175H203V174H201V172L203 171V169L205 168H203L202 167V163L200 162V161H202L203 162V160H201L202 158H203V156H204V154H203V156L201 157H199V155L201 154V153H196L195 152V144L194 143H192V142H190L191 141V139H190V141L189 140H185L184 139V137H183ZM231 140V139H230ZM230 140H228V141H230ZM39 141V140H38ZM38 141H37V143H38ZM44 141H46V140H44ZM44 141H42V144H43V142ZM261 141H263V140H261ZM1 142V141H0ZM4 142H6V140L4 141ZM8 142V143H9ZM35 142V141H34ZM40 143V146H41V141H39ZM47 142V141H46ZM59 142V141H58ZM66 142H68V141H66ZM95 142V141H94ZM107 142V141H106ZM113 142H115V141H113ZM231 142V141H230ZM229 142V143H230ZM22 143V142H21ZM36 143V144H37ZM60 143H63V142H60ZM98 143V142H97ZM207 143V142H206ZM16 144V143H15ZM15 144H13V145H15ZM17 144H18V142H17ZM35 144V145H36ZM45 144V143H44ZM48 144V143H47ZM46 144V145H47ZM64 144V143H63ZM260 144H262V146H263V150L261 151V153H260V158H259V160L257 159L256 160V164L252 161V163H254V165L255 166H253V167H256L255 168V173L257 174V177L258 178H262V177H264V144L263 143H260ZM1 145H2V143H1ZM12 145V144H11ZM21 145V144H20ZM61 145V144H60ZM181 145V144H180ZM38 145H36V147H37ZM40 146H38V147H40ZM68 146V145H67ZM120 146V145H119ZM123 146V145H122ZM129 146V145H128ZM232 146V145H231ZM242 146V145H241ZM261 146V147H262ZM6 147V146H5ZM20 147V146H19ZM24 147V146H23ZM45 147V146H44ZM47 147V146H46ZM46 147H45V149H46ZM126 147V146H125ZM240 147V146H239ZM7 148H10V146L9 147H7ZM25 148V147H24ZM28 148V147H27ZM67 148V147H66ZM110 148H111V146H110ZM127 148V147H126ZM184 148H183V151H184ZM237 148V147H236ZM3 149V148H2ZM19 149V148H18ZM21 149H22V147H21ZM41 149H42V146H41ZM48 149V148H47ZM124 149V148H123ZM129 149V148H128ZM243 149V148H242ZM247 149V148H246ZM254 149H256V148H254ZM258 149V148H257ZM17 150V149H16ZM16 150H14V151H16ZM68 150V149H67ZM186 150H185V153H186ZM209 150V149H208ZM3 151H5V150H3ZM2 151V152H3ZM7 151H9V150H7ZM13 151V150H12ZM11 151V152H12ZM22 151H24V150H22ZM39 151V150H38ZM241 151V150H240ZM253 151V150H252ZM0 152H1V150H0ZM17 152H20V149L19 150H17ZM27 152V151H26ZM25 152V153H26ZM34 152V151H33ZM37 152V151H36ZM126 152V151H125ZM254 152V151H253ZM24 153V154H25ZM29 153V152H28ZM27 153V154H28ZM38 153V152H37ZM42 153V152H41ZM121 153V152H120ZM127 153V152H126ZM249 153V152H248ZM251 153V152H250ZM19 154V153H18ZM35 154V153H34ZM234 154V153H233ZM239 154V153H238ZM10 155V154H9ZM12 155H13V153H12ZM20 155V154H19ZM23 155V154H22ZM42 155V154H41ZM117 155V154H116ZM115 155V156H116ZM207 155L209 156V152L207 153ZM244 155V154H243ZM259 155V154H258ZM43 156V155H42ZM185 156V155H184ZM238 156H240V155H238ZM246 156V155H245ZM5 157L7 158V156L5 155ZM4 157V158H5ZM9 157V156H8ZM14 157V156H13ZM47 157V156H46ZM252 157V159H253V156H251ZM11 158H12V156H11ZM15 158V157H14ZM45 158V157H44ZM111 158H114L113 156L111 157ZM120 158V157H119ZM201 158V159H200ZM208 158V159H209ZM245 158V157H244ZM244 158H243V160H244ZM3 159V158H2ZM115 159H117V157H115ZM247 159V158H246ZM255 159V158H254ZM5 160V159H4ZM8 160V159H7ZM12 160V159H11ZM110 160H112V159H110ZM114 160V159H113ZM120 160V159H119ZM121 160H122V158H121ZM239 160V159H238ZM242 160V159H241ZM242 160V165L241 166H243V163H244V161ZM248 160H249V157H248ZM3 161V160H2ZM47 161V160H46ZM117 161V160H116ZM116 161H111V163L109 162V167H110V169L113 171V174L115 175H118L117 173L119 172V168L120 167H122L121 166V164L123 165V163H120V161H119V163L117 164V162ZM206 161V160H205ZM237 161V160H236ZM209 162V161H208ZM1 163V162H0ZM6 163V162H5ZM204 163V162H203ZM207 163V162H206ZM248 163V162H247ZM246 163V160H245V164H247ZM249 163H250V160H249ZM248 163V164H249ZM7 164V163H6ZM120 164V166H118ZM202 164V165H201ZM208 164V163H207ZM236 164V163H235ZM3 165H4V162H3ZM8 165H10V164H8ZM50 165V164H49ZM253 165V164H252ZM2 166V165H1ZM11 166V165H10ZM99 166V165H98ZM97 166V167H98ZM204 166V165H203ZM251 165H249V167H250ZM4 167V166H3ZM103 167V166H102ZM125 167V166H124ZM124 167H123V169H124ZM203 169H202V168ZM209 167V166H208ZM237 167H238V164H237ZM240 167V166H239ZM244 168H245V165L243 166ZM252 167V166H251ZM252 167V168H253ZM139 168H141V167H139ZM207 168V167H206ZM232 168V169H231ZM235 168H236V166H235ZM241 168V167H240ZM243 168V169H244ZM6 169V168H5ZM96 169V168H95ZM98 169V168H97ZM109 169V170H110ZM121 169V168H120ZM145 169V168H144ZM243 169H241V170H243ZM200 170V171H199ZM202 170V171H201ZM205 170V169H204ZM236 170L238 171V169L236 168ZM241 170H239L240 171V173H241ZM245 170V169H244ZM243 170V171H244ZM253 169H251V171H252ZM54 171V170H53ZM98 171H100V169H98ZM104 171V170H103ZM107 171V170H106ZM140 171H141V169H140ZM207 171V170H206ZM236 171V172H237ZM246 171V170H245ZM248 171V170H247ZM246 171V172H247ZM2 172V171H1ZM144 172V171H143ZM200 172V174L198 175V173ZM235 172V173H236ZM249 172V171H248ZM247 172V173H248ZM6 173H7V171H6ZM6 173H4V175L6 174ZM51 173V172H50ZM55 173V172H54ZM100 173L102 174V170L100 171ZM203 173H206L205 171L203 172ZM238 173V172H237ZM246 173V174H247ZM253 172H251V174H252ZM255 173H253V175L255 174ZM51 174H53V173H51ZM56 174V173H55ZM112 174V173H111ZM110 174V175H111ZM113 174L110 176H107L106 177V174H105V178H104V176L102 175L101 177H102V179H101V181H102V187H103V192H101V195H102V193L104 194V196L106 197L105 198V202H107L106 204L110 207V206H112V208H113V211H115L116 213H117V215L115 214V212H114V216H116V217H112V214H113V212H111V214L109 213L110 212V210L111 209H107V208H109V207H106V205H105V208L107 209V210H104V208H102V206L104 207V205H101V204H103V203H101L99 206H101V209H99V208H97V210H96V208H95V206H92L91 204H93V202L92 201H94V197L96 198V196L93 194L92 196H89L88 197V200H90V201H88L87 200V196H88V193L87 194H85V192L87 191L86 189H84L85 188V186H84V188H81L82 187V184L80 185L81 187H78L79 186V184H78V186H76V185H74V183H73V186H69V187H72L69 191L67 190V189H63L62 188V184H61V186H60V182L61 181H63V180H61L62 178H64V177H62L61 179H59V181H57V179L58 178H56V181H57V183H58V185H56L55 183H56V181H55V178H54V184H55V186H57L55 189L57 190L56 192H58V196L56 195V193H55V195H54V197L55 196H57V197H55L56 198V200H54L55 198H52L53 200H52V202L53 201H55L54 203H55V206H52V205H54V204H52V202H50V203H48V205H47V203L46 204H41V202L38 200V198H37V193H32V194H37V195H33V196H31L32 194H30L29 193V191L31 190H27L26 192H24V188H25V186H24V188L21 186L22 184H21V182L19 183V185L22 187V189H21V194H22V196L20 195V198H21V200L22 201H28V202H30L31 200L35 203H37L38 201L40 202V205L42 206V208L44 207V209L42 210V212L40 213V215H39V217H37V215L39 214V212L41 211V209H39V212L37 213V211H36V209L37 208H35V205H34V208L32 207L33 206V204L30 202L29 204H32V206L30 205H28L26 202V204L27 205H25L24 203V206H23V204H21L20 205V203H17V204H19V205H17V204H14V202H15V200L14 201H11L10 200V198H11V194H9L10 193V189H8V188H6V186L4 187L3 186V184L1 185V183H0V215H3L4 217H5V219L6 218H10V217H14V218H16L15 220L16 221H18V220H20V222H24V221H27V220H32V219H34V220H36V221H38V220H40V222H42V223H45V225H47V226H49V227H51V228H55V229H57V230H59L61 233H63V235L64 234H69V235H77V236H81V237H86V238H88L89 240V243L87 242H85V244H84V242L83 243H81L80 242V244H79V242H76V243H78L79 244V247L77 248L78 250L76 251V252H74V254H73V256H69V255H65L66 254V252H65V249H66V245H65V243H67L66 241L65 242H63L62 240H55L53 243H51L52 244V246L54 247V249H53V251L52 252H50L52 255H53V259H54V262H57V264H186V263H184V261L185 260H187L188 258H190V253H195V251H196V249H197V247H195L193 244L190 246L189 245V243H186V244H184L183 242L185 241H181V240H178V241H176L175 243H174V239H176V237H177V235H175V236H171V235H173V234H168L167 233V231L165 232L163 229V233H164V235H161V236H163L161 239L163 240V239H165L166 240V238H167V240L166 241H162L161 240V242H159L158 243V241H157V238L159 239L160 237H156V236H154L153 234H152V230L150 229V226L152 227V225L154 224V222H157L158 224H161V221H159L158 220V214L156 215V214H153L151 211H149V210H147V209H144V207L142 208V209H144V210H146V211H144V210H142L139 206H137L136 208H138L139 207V209L141 210L140 212H137L136 214H138V215H134V210H132L134 207V205L131 207V212H130V209L127 211H125V209L124 210H122L121 208H119L118 207V205H117V203H116V198L115 197H117V196H114L113 195V186L111 187L110 186V183L112 184V182L111 181H114V179H116L114 176H113ZM146 174V173H145ZM245 174V173H244ZM243 174V175H244ZM245 174V175H246ZM249 174V173H248ZM250 174V175H251ZM255 174V175H256ZM0 175H1V173H0ZM10 175H11V173H10ZM59 175H61V174H59ZM115 175V176H116ZM119 175H120V177H123V178H125V179H128V178H126V177H124L125 175L123 174L122 176H121V174L119 173ZM205 175V174H204ZM212 175V174H211ZM241 175L242 174H240V177H241ZM244 175V176H245ZM253 175H251L252 177H253ZM50 176V175H49ZM54 176H56V175H54ZM69 176V175H68ZM181 176V175H180ZM180 176H175V178H177V179H181V177ZM205 176H207V175H205ZM235 176V175H234ZM237 176V175H236ZM12 177V176H11ZM46 177V176H45ZM60 177V176H59ZM67 177V176H66ZM65 177V178H66ZM72 177V176H71ZM120 177H118V181H119V178ZM174 177V176H173ZM208 177H209V175H208ZM213 177V176H212ZM212 177H211V179H212ZM243 177V176H242ZM248 177H250L249 175H248ZM256 177V176H255ZM3 178V177H2ZM2 178H0V179H2ZM6 178H7V176H6ZM15 178V177H14ZM50 178V177H49ZM70 178V177H69ZM122 178V179H123ZM202 178V177H201ZM11 179V178H10ZM16 179V178H15ZM110 179H111V181H110ZM121 179V178H120ZM143 179H145L144 177H143ZM148 179V178H147ZM186 179V180H185ZM223 179V180H224ZM239 179V178H238ZM241 179V178H240ZM242 179H246V177H243ZM248 179V178H247ZM7 180V179H6ZM12 180V179H11ZM11 180H10V182H11ZM14 180V179H13ZM33 180V179H32ZM35 180V179H34ZM40 180V179H39ZM44 180H45V178H44ZM47 180V179H46ZM61 180V181H60ZM66 180V183H67V179H65ZM70 180V179H69ZM73 180V179H72ZM71 180V181H72ZM153 180V179H152ZM173 180V179H172ZM176 180V179H175ZM203 180V179H202ZM215 180V179H214ZM262 180V179H261ZM2 181H4L5 182V180H4V178H3V180ZM16 181V180H15ZM20 181V180H19ZM70 181V182H71ZM96 181H98V178H97V180ZM100 181V180H99ZM100 181V182H101ZM180 181V180H179ZM1 182V181H0ZM7 182V181H6ZM14 182V181H13ZM23 182H24V180H23ZM22 182V183H23ZM28 182V181H27ZM26 182V183H27ZM35 182V181H34ZM38 182H40V181H37V183ZM51 182V181H50ZM75 182H77L76 180H75ZM84 182V181H83ZM99 182V183H100ZM116 182V181H115ZM119 182H121V181H119ZM125 182V181H124ZM152 182V181H151ZM175 182V181H174ZM200 182V181H199ZM205 182H207V180L206 181H204V183ZM224 182H225V180H224ZM3 183V182H2ZM16 183H18V182H16ZM33 183V182H32ZM43 183V182H42ZM46 183V182H45ZM52 183H53V181H52ZM62 183V182H61ZM64 183V182H63ZM81 183V182H80ZM117 183V182H116ZM122 183H123V181H122ZM181 183V182H180ZM184 183V182H183ZM194 183V184H193ZM215 183V182H214ZM223 183V182H222ZM7 184V183H6ZM24 184V183H23ZM28 184V183H27ZM41 184V183H40ZM44 184V183H43ZM47 184V183H46ZM65 184V183H64ZM68 184V183H67ZM71 184V183H70ZM75 184H77V183H75ZM196 184H197V181H196ZM10 185H11V183H10ZM13 185V184H12ZM18 185V184H17ZM16 185V186H17ZM29 185V184H28ZM49 185V184H48ZM90 185V184H89ZM113 185V184H112ZM115 185V184H114ZM181 185V184H180ZM186 185V186H187ZM188 185V186H189ZM214 185V184H213ZM15 186V187H16ZM33 186H36V185H33ZM46 186V185H45ZM55 186H53V188L55 187ZM207 186H209V185H207ZM206 186V187H207ZM229 186V185H228ZM20 187V188H21ZM37 187V186H36ZM39 187H42V186H39ZM65 187V186H64ZM69 187H67V188H69ZM88 187V186H87ZM91 187V186H90ZM101 187V188H102ZM121 187V186H120ZM165 187V186H164ZM183 187H185V186H183ZM203 187L205 188V186L203 185ZM212 187V186H211ZM225 187V186H224ZM19 188V187H18ZM30 188H32V187H30ZM83 189V190H81V189ZM150 188V187H149ZM186 188V187H185ZM189 188V187H188ZM199 188V187H198ZM197 188V189H198ZM208 188V187H207ZM16 189V188H15ZM27 189H28V186H27ZM46 189V188H45ZM44 188H43V190H45ZM123 189H126V188H123ZM168 189V188H167ZM193 190L195 189V188H192ZM213 189V188H212ZM218 189V188H217ZM217 189H216V191H215V189L213 190V192L215 193V192H217ZM220 189V188H219ZM228 189V188H227ZM9 190V191H8ZM11 190H12V188H11ZM14 190V189H13ZM86 190V191H85ZM150 190V189H149ZM181 190H185V189H181ZM187 190V189H186ZM190 190V189H189ZM192 190V192H194ZM221 190V189H220ZM220 190H219V192H220ZM7 191L9 192V193H7ZM17 191V190H16ZM19 191V190H18ZM32 191V190H31ZM34 191V190H33ZM42 191V190H41ZM46 191V190H45ZM92 191V190H91ZM90 191V192H91ZM152 191V190H151ZM191 191V190H190ZM227 191V190H226ZM225 191V192H226ZM228 191H230V190H228ZM4 192H6V193H4ZM13 192V191H12ZM37 192V191H36ZM89 192V193H90ZM95 192V191H94ZM93 192V193H94ZM120 192H122V191H120ZM212 191H210L209 189L208 190H202V191H197L196 189H195V193H196V195H195V197L194 196H192V197H194L195 199H194V201L192 202V199H189V197L188 198H183V200H181V199H179V197H178V201H184V200H187L188 202H189V206H191L190 208H191V210L192 209H198L199 208V205H200V210H198V211H200V212H202V205L201 204H197V202L198 203H201V202H203V200H201V198H203V199H205V200H209L210 201V199H212V197L213 198H215L214 196H213V193ZM17 193H19V192H17ZM47 193V192H46ZM50 193H52V190H51V192ZM70 193V194H69ZM115 193V192H114ZM194 193V194H195ZM221 193V192H220ZM6 194V195H5ZM8 194V195H7ZM13 194V193H12ZM44 195H45V193H43ZM91 194H92V192H91ZM152 194H153V192H152ZM157 194H160V193H157ZM191 194V193H190ZM194 194H191V195H194ZM17 195H19V194H17ZM50 195V194H49ZM52 195V194H51ZM87 195V196H86ZM122 195V194H121ZM166 195V194H165ZM222 195V194H221ZM227 195V194H226ZM260 195H262V194H260ZM16 196V195H15ZM14 196V197H15ZM39 196V195H38ZM85 196V200L86 201H83L82 199H83V197ZM98 196V195H97ZM103 195H102V197H104ZM174 196V195H173ZM187 196V195H186ZM199 196V197H198ZM217 196H218V194H217ZM216 196V197H217ZM40 197V196H39ZM43 197V196H42ZM90 197H93V199L91 198L90 199ZM100 197V196H99ZM98 197V198H99ZM132 197V196H131ZM191 197V198H192ZM201 197V198H200ZM12 198H13V196H12ZM16 198V197H15ZM44 198V197H43ZM50 198V197H49ZM57 198H58V200H57ZM98 198H96L95 200L96 201H98L97 199ZM243 198V197H242ZM245 198V197H244ZM14 199V198H13ZM18 199V198H17ZM48 199V198H47ZM102 199V198H101ZM104 199V198H103ZM216 199V198H215ZM214 199V200H215ZM30 200V201H29ZM46 200V199H45ZM48 200H51V199H48ZM92 200V201H91ZM107 200V201H106ZM118 200V199H117ZM125 201V204H127L128 206L129 205H131V204H134L133 202L136 200H134V201H132L131 202V199H130V197H129V199L127 200V198H125L124 199ZM133 200V199H132ZM176 200V199H175ZM174 200V201H175ZM189 200H191V201H189ZM199 200H201L200 202H199ZM204 200V201H205ZM227 200V199H226ZM244 200V199H243ZM18 201V200H17ZM16 201V202H17ZM96 201H95V203H96ZM119 201V200H118ZM216 201V200H215ZM19 202H21V201H19ZM46 202V201H45ZM104 202V201H103ZM161 202V201H160ZM185 202V201H184ZM208 202V201H207ZM227 202H228V200H227ZM89 205H88V204ZM99 203V202H98ZM131 203V204H130ZM178 204H182V203H180V202H177ZM212 203V202H211ZM210 203V204H211ZM242 203V202H241ZM243 203H245L244 201H243ZM242 203V204H243ZM51 204V205H50ZM138 204H140V203H138ZM170 204V203H169ZM185 205L187 204V202H185L184 203ZM183 204V205H184ZM203 204V203H202ZM208 204V203H207ZM214 204V203H213ZM85 205V206H84ZM87 205V206H86ZM90 205H91V207H90ZM172 205H173V203H172ZM177 205V204H176ZM182 205V207H184ZM196 205H198V206H196ZM127 206V207H128ZM135 206H136V204H135ZM141 206V205H140ZM203 206H204V210L206 209V211H204V213H207L208 215H209V208H208V206H210V205H208V206H206V204H205V202H204V204H203ZM206 206V207H205ZM39 207V206H38ZM121 207V206H120ZM146 207V206H145ZM160 207V206H159ZM159 207H157L158 209L157 210H159ZM172 207V206H171ZM181 207V208H182ZM187 207V206H186ZM185 207V208H186ZM194 207V208H193ZM196 207V208H195ZM198 207V208H197ZM123 208V207H122ZM170 208V207H169ZM179 207H177V209H178ZM189 207L187 208L188 210H186L187 212H188V214H187V217H188V215H190V214H192V213H190V212H192V211H190L189 212V209H190ZM211 208H213V207H211ZM35 209V211H33ZM99 209V210H98ZM166 209V208H165ZM183 209V208H182ZM255 209V208H254ZM38 210V209H37ZM136 210H138V209H136ZM154 210H156V209H154ZM167 210V209H166ZM213 210V209H212ZM249 210V209H248ZM198 211H197V213H198ZM251 211H253L252 209H251ZM250 211V212H251ZM108 212V213H107ZM132 212H133V215H132ZM155 212H157V211H155ZM195 212V211H194ZM200 212H199V214L198 215H196V214H194V216L192 215V217H191V219H189L188 218V220H190V222H189V224L190 225H193V230H194V232H195V238H197V241L196 242H199L200 243V238L202 237V235H203V237H205L206 235L210 238H208L207 239V245L209 246L208 248L209 249H211L210 251H212V252H210L209 250V252L210 253H214L215 255H213V258L211 257L210 259H211V261H213V262H215L216 260L218 261L219 259H218V257L221 255V253H223L224 252V249H223V252H221L222 251V245L220 244V242H219V239H220V237H218V235H217V233H215V231L217 230L215 227H212L213 225H209V222H208V219L207 218H205L206 216L205 215H207V214H200ZM256 210H255V215H256ZM157 213H159V212H157ZM160 213H161V211H160ZM181 213V212H180ZM203 213V212H202ZM212 213V212H211ZM35 214H37L36 216H35ZM167 214H169V213H167ZM186 214V213H185ZM184 214V215H185ZM213 214V213H212ZM171 215V214H170ZM211 215V214H210ZM168 216V215H167ZM212 216V215H211ZM211 216H209V217H211ZM250 216H252V215H250ZM170 217V216H169ZM208 217V216H207ZM256 217L257 216H255L254 218L256 219ZM13 218V219H14ZM173 218V217H172ZM163 219V218H162ZM175 220H176V218H174ZM184 219H186V218H184ZM206 219V220H205ZM254 219V221L257 223L258 221H256ZM259 219V218H258ZM165 220V219H164ZM33 221V220H32ZM207 221V222H206ZM253 221V220H252ZM251 221V225L253 226V222ZM262 221V220H261ZM6 222V221H5ZM160 222V223H159ZM156 223V224H157ZM176 223V222H175ZM183 223V222H182ZM187 223V222H186ZM259 223V222H258ZM262 223L264 224V221H262ZM155 224V225H156ZM166 224H168V223H166ZM166 224L164 225V229H165V226H166ZM188 223L186 224V225H189ZM261 224V223H260ZM20 225V224H19ZM18 225V226H19ZM169 225V224H168ZM167 225V226H168ZM255 226L257 225V224H254ZM3 226V228L5 229V228H9V226H7V224L5 225H2ZM160 226V225H159ZM162 226V225H161ZM260 226V225H259ZM153 227H154V225H153ZM152 227V228H153ZM158 227V226H157ZM163 227V226H162ZM162 227H158V228H162ZM190 227V226H189ZM257 227V226H256ZM260 227H262V226H260ZM2 228V229H3ZM155 228V227H154ZM157 228V230H159ZM177 227H175V229H176ZM187 228V227H186ZM191 228V227H190ZM253 228V230L255 231V227H252ZM255 228V229H254ZM11 229V228H10ZM170 229L172 230L173 228H171L170 227ZM178 229V228H177ZM263 229H264V225H263ZM6 230V229H5ZM166 230H168L167 228H166ZM192 230V231H193ZM159 231H161V230H159ZM169 231V230H168ZM175 231V230H174ZM186 231V230H185ZM184 231V232H185ZM191 231V230H190ZM251 231H252V229H251ZM253 231V232H254ZM257 231V230H256ZM262 231V230H261ZM264 231V230H263ZM158 232V231H157ZM193 232V233H194ZM156 233V232H155ZM159 233V232H158ZM161 233V232H160ZM176 233L179 235V237H181V231L179 232H177L176 231ZM215 233V234H214ZM252 233V232H251ZM255 233V232H254ZM257 233V232H256ZM255 233V234H256ZM162 234V233H161ZM187 234V233H186ZM185 234V235H186ZM206 234V235H205ZM184 235V234H183ZM182 235V238L184 237ZM253 235V234H252ZM191 236V235H190ZM206 236V237H207ZM256 236H258V234H256V235H254V239H256L257 238V241H258V237H256ZM1 237V236H0ZM174 237V238H173ZM193 237V236H192ZM202 237V238H203ZM80 238V237H79ZM185 238V237H184ZM252 238H253V236H252ZM194 239V238H193ZM254 239H251L250 237H248V238H246V241H245V246L244 247H247L248 248V253H252L253 252V250H254V247H256V246H254ZM81 240V239H80ZM186 240H188V239H186ZM204 240L206 241V238H204ZM62 241V242H61ZM75 240H73V242H74ZM160 241V240H159ZM190 241V240H189ZM188 241V242H189ZM193 241H195V240H193ZM195 242V243H196ZM193 243V242H192ZM198 243V244H199ZM173 244V245H172ZM187 244H188V246H187ZM191 244V243H190ZM197 244V243H196ZM197 244V245H198ZM210 244V245H209ZM255 244H257V245H259L257 242H255ZM202 246H203V244H201ZM76 246V245H75ZM174 246V247H173ZM202 246H200V244H199V247H202ZM171 247H173L174 248V250H171L172 248ZM206 247V246H205ZM12 248V247H11ZM205 249H207V248H205ZM198 250V249H197ZM204 250V249H203ZM203 250H201V251H203ZM11 251V250H10ZM206 251V253H207V250H205ZM257 251V250H256ZM12 252H13V250H12ZM11 252V256H12V254H14V253H12ZM18 252V251H17ZM17 252H16V254H17ZM18 253H20V252H18ZM50 253H48V254H50ZM247 253V254H248ZM211 254V255H212ZM15 255V254H14ZM13 255V256H14ZM19 255V254H18ZM27 255V254H26ZM25 255V256H26ZM195 255H197L196 253H195ZM207 255V254H206ZM204 256V257H207V256ZM255 255H256V253H255ZM1 256V255H0ZM10 256V257H11ZM17 256V255H16ZM210 256V255H209ZM214 256H218L217 258H215L214 259ZM8 257V256H7ZM180 257H183L182 259H184V261L182 262L181 260H180ZM197 257V256H196ZM203 257V258H204ZM9 258V257H8ZM7 258V259H8ZM14 258V257H13ZM26 258V257H25ZM51 258V257H50ZM254 258V257H253ZM15 259V258H14ZM18 259H20V258H18ZM18 259H16V260H18ZM22 259H24V258H22ZM215 261H214V260ZM3 260V259H2ZM26 260V259H25ZM50 260V259H49ZM180 260V261H179ZM9 261V260H8ZM15 261V260H14ZM19 261H21V260H19ZM51 261V260H50ZM210 261V262H211ZM217 261H216V263H214V264H217ZM238 261V260H237ZM236 261V262H237ZM253 261V260H252ZM39 262V261H38ZM37 262V263H38ZM42 262V261H41ZM44 262H47V261H43V263ZM52 262V261H51ZM186 262V261H185ZM190 262V261H189ZM218 262H220V263H218V264H223V262H222V260L220 259ZM20 262H18V264H19ZM53 263V262H52ZM188 263V262H187ZM202 263H204V262H202ZM11 264H13L12 262H11ZM40 264V263H39ZM46 264H49V263H46ZM53 264H56V263H53ZM189 264V263H188Z\"/></svg>",
    "mask_w": 264,
    "mask_h": 264
},
{
    "label": "built area",
    "instance_id": "built-area-1",
    "mask_svg": "<svg viewBox=\"0 0 264 264\" xmlns=\"http://www.w3.org/2000/svg\"><path fill=\"white\" fill-rule=\"evenodd\" d=\"M110 9L104 5H97L89 11L90 20L97 27L106 28L110 23ZM264 49L263 33L259 29L250 30L246 42L239 52L240 59L248 69H255L261 65V56ZM181 169V168H180ZM244 247V243H243Z\"/></svg>",
    "mask_w": 264,
    "mask_h": 264
}]
</instances>
